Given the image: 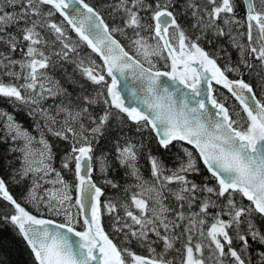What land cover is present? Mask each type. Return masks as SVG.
I'll use <instances>...</instances> for the list:
<instances>
[{"label": "snow or ice", "instance_id": "6c2138e0", "mask_svg": "<svg viewBox=\"0 0 264 264\" xmlns=\"http://www.w3.org/2000/svg\"><path fill=\"white\" fill-rule=\"evenodd\" d=\"M0 45V264H264V0H0Z\"/></svg>", "mask_w": 264, "mask_h": 264}, {"label": "trees", "instance_id": "16d2710c", "mask_svg": "<svg viewBox=\"0 0 264 264\" xmlns=\"http://www.w3.org/2000/svg\"><path fill=\"white\" fill-rule=\"evenodd\" d=\"M89 2L94 4V5L100 6V5H104L107 3H111V2H113V0H89ZM181 2H183V0H181ZM102 11L104 13L105 19L108 20L109 22H111V20H110L111 18L108 15V10L106 8H104V9H102ZM241 14H242V10H241ZM59 19H60V17L57 16L58 21H59ZM72 35L74 36V34H72ZM122 42H125V41L122 40ZM205 47H208V46L205 45ZM2 50H4V47L2 45H0V51H2ZM14 55L16 57H19V54H14ZM232 57H233V60H235L236 53L234 51L232 52ZM219 62L221 64L224 63L223 60H221ZM57 78H59V76ZM245 78L247 79V77H245ZM0 109H4L5 111L13 114L18 121H20L21 123L24 124L25 127H29L31 125L30 119L26 118L24 116V114L18 108H14L12 105L8 104L3 99H0ZM55 143H56V149L55 150L57 152V158L55 161V166L57 168H59V166H60V164H59L60 155H62L63 150L67 147V145L61 141H56ZM100 147L104 151H109L111 149L112 145L110 143L102 142ZM6 148H7V145L0 144V154L5 153ZM176 152H177V149L173 148V153H176ZM163 159L165 161V164L168 167L174 166L175 160H174L172 155L165 154ZM139 163L141 166V171H142L143 175L145 176V178H150V165H149L148 161L145 158H141ZM0 175H3L5 177V179L9 181V189H10L11 193L19 199L23 195V193L26 191V188L28 187V182H23L21 184L12 183L9 180L8 170L4 167V165L2 163H0ZM111 175L114 176L117 180H119L122 184L132 182L131 180H128L124 177V170L123 169L116 168L111 173ZM66 178H70V176L66 175ZM107 192H108L109 196L114 197L116 195L115 190H113L111 188H106L105 193H107ZM7 207H8L7 203L5 201H3L2 199H0V211L6 210ZM103 222L105 225V230L110 232L111 231L110 226H109L110 225V219L107 216V214H105V216L103 217ZM9 238H12L11 235L9 236ZM133 250L136 251L138 254H142V255H146V253H147L146 249L136 247L135 244H133ZM5 258L8 261H10V264H32L31 257L29 255V253L27 252V250L24 248L23 241L19 240L18 238L15 239L12 250L10 251V253H8L6 255Z\"/></svg>", "mask_w": 264, "mask_h": 264}, {"label": "rangeland", "instance_id": "374dc122", "mask_svg": "<svg viewBox=\"0 0 264 264\" xmlns=\"http://www.w3.org/2000/svg\"><path fill=\"white\" fill-rule=\"evenodd\" d=\"M109 15V14H108ZM110 17V16H109ZM111 18V17H110ZM111 20V19H110ZM125 43H126V41H125ZM16 54H19V53H16ZM18 58V57H17ZM220 91H222L221 89H219ZM223 92V91H222ZM226 94V93H225ZM1 122V121H0ZM108 197H112V196H109V194H108V192L106 193V195H105V197L104 198H102V199H106V198H108ZM146 255H148L147 253H146Z\"/></svg>", "mask_w": 264, "mask_h": 264}, {"label": "water", "instance_id": "95a60500", "mask_svg": "<svg viewBox=\"0 0 264 264\" xmlns=\"http://www.w3.org/2000/svg\"><path fill=\"white\" fill-rule=\"evenodd\" d=\"M69 11H70V9H69Z\"/></svg>", "mask_w": 264, "mask_h": 264}, {"label": "clouds", "instance_id": "9594fccd", "mask_svg": "<svg viewBox=\"0 0 264 264\" xmlns=\"http://www.w3.org/2000/svg\"><path fill=\"white\" fill-rule=\"evenodd\" d=\"M223 91V90H222Z\"/></svg>", "mask_w": 264, "mask_h": 264}, {"label": "flooded vegetation", "instance_id": "af4514ba", "mask_svg": "<svg viewBox=\"0 0 264 264\" xmlns=\"http://www.w3.org/2000/svg\"><path fill=\"white\" fill-rule=\"evenodd\" d=\"M222 90V89H221Z\"/></svg>", "mask_w": 264, "mask_h": 264}]
</instances>
